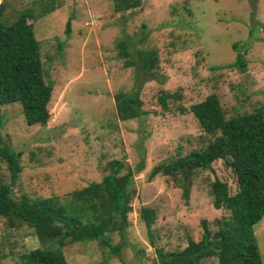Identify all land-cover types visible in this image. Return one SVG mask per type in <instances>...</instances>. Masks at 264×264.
<instances>
[{"label":"rangeland","instance_id":"1","mask_svg":"<svg viewBox=\"0 0 264 264\" xmlns=\"http://www.w3.org/2000/svg\"><path fill=\"white\" fill-rule=\"evenodd\" d=\"M32 1L7 0L5 15L12 20L33 9L41 71L52 91L45 127L26 125L17 103L0 106V141L22 152L13 194L61 197L100 181L107 162L122 161L133 172L135 194L125 230L110 235L119 256L98 241L69 244L62 253L67 264H158L157 250H182L188 238L199 240L202 219L211 224L227 216L213 208L209 196L215 178L226 182L231 194L236 190L220 160L192 174L186 199L178 181L162 174L150 178L149 172L201 146L190 105L215 94L232 116L264 102V0H141L140 7L124 13L113 12L111 0H54L58 8L44 15ZM172 37L176 51L170 49ZM122 39L131 55L136 49L157 51L164 83L123 66L116 46ZM237 54L246 61L244 71L234 65ZM133 89L147 114L121 121L114 94ZM161 89L181 95L169 112L158 103ZM175 106L185 111L172 112ZM0 174L7 175L2 163ZM142 207L154 210L149 235L139 217ZM254 235L264 264V215ZM42 246L31 229L9 228L0 217V264H22L23 254Z\"/></svg>","mask_w":264,"mask_h":264},{"label":"trees","instance_id":"2","mask_svg":"<svg viewBox=\"0 0 264 264\" xmlns=\"http://www.w3.org/2000/svg\"><path fill=\"white\" fill-rule=\"evenodd\" d=\"M111 3L115 13L141 6V0H111ZM37 4L38 15L58 8V2L54 0H37ZM7 8V0H2L0 106L17 103L26 125L45 127L49 120L47 107L52 85L45 81L41 71L38 42L30 22L35 15L33 9L27 8L9 20L5 15ZM69 24L66 20L64 34L69 33ZM170 40L171 51H176L177 37ZM116 46L117 56L123 60L124 67L133 66L142 75L164 83L165 77L157 72L159 57L155 49H136L131 55L125 40H120ZM234 65L238 70H245L246 61L242 54L236 55ZM138 96L135 89L131 93L119 91L114 94L115 111L121 121L147 114L141 108ZM180 99L179 93L162 89L157 97L164 112H169V105ZM174 109L176 111L172 112L181 114L185 111L181 106ZM188 110L201 131L197 137L201 146L169 163L156 165L150 170L149 177L156 174L170 176L180 183L186 199L192 174L209 169L212 163L220 160L233 175L236 190L231 194L226 182L215 178L209 184L211 204L214 209L224 210L227 216L214 219L211 224L202 219L199 240L188 238L187 245L179 251L157 250V263L204 264L203 260L216 258V264H262L254 228L264 215V102L256 104L248 112L227 116L217 96L209 94L190 105ZM21 156V151L0 141V163L7 169L6 176L0 174V217L5 219L9 228L25 226L31 229L43 244L23 254L21 263L67 264L62 248L80 241H98L111 254L119 256L117 246H112L110 235L125 230L135 194L133 172L126 168L124 162H107L100 181L91 182L61 197H31L22 193L16 198L13 187L22 171ZM139 217L149 235L155 219L154 210L142 207Z\"/></svg>","mask_w":264,"mask_h":264}]
</instances>
